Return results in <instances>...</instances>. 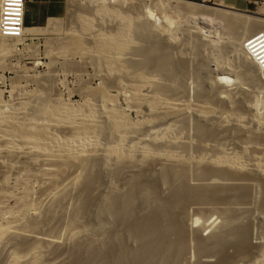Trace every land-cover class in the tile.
<instances>
[{
  "label": "bare ground",
  "instance_id": "6f19581e",
  "mask_svg": "<svg viewBox=\"0 0 264 264\" xmlns=\"http://www.w3.org/2000/svg\"><path fill=\"white\" fill-rule=\"evenodd\" d=\"M69 1L72 3L83 1L94 7L88 14H79L80 27L78 26V31L70 33L64 44L60 43L61 52H65L64 54L68 52V55L72 52L70 55L75 56L89 55V59L95 66L103 67L107 75L111 76L113 73L119 75L114 76V80L127 98L129 104L127 107L131 109L130 111L141 114L142 118L139 121L132 120L130 112L119 106L118 96L110 93L108 81L103 83L94 99L86 100L82 105L64 101L61 98L50 101L49 96L45 97L42 94L41 96L38 94L39 100L35 99L31 101V104L22 101L19 107L13 110L9 108L12 106L4 110L0 105V163L4 164L5 158L13 157L15 161L17 160L16 164L13 163L17 165L22 163L18 162V159L25 157L31 164L30 167L25 164L24 169L21 168L22 174L26 175L25 179L35 176L45 181L49 177L53 180L50 182H55L52 184V189H48L49 192L43 190L47 192L45 210H42L45 214H43L48 217L50 214L53 216L51 211L56 207L54 204L61 203L69 189L72 190V187L78 185L80 192L76 197L79 201L77 215L72 218L73 221L71 219L74 225L72 223L69 225L78 226L80 223H85L84 228H88L91 225L89 221H92L90 219H93L97 222L96 224L104 226L115 224L116 227L114 231V227L110 228L114 232L112 234L107 227L110 235L108 234L107 238L105 231V239H108L106 242L104 238L98 239L99 242L97 238V241H92L94 238L78 240V243L73 245V249L71 247L72 251L68 252L69 257L67 256L68 260L65 262L61 261L62 254L56 253L62 246L59 236L55 239L56 254L53 253V258H47L48 255L43 256L42 243L51 242L50 236L49 238H32L34 233L36 235L35 231L40 228L41 221L47 220V217H43L41 208H37L35 216L31 215L32 218H29V207H27L29 205L25 203L29 193L23 191V195L18 199L20 205H17L20 210L15 208L21 215L13 214L11 211L13 214L11 218L0 223V250L3 246L6 247L7 241L12 244L10 264H55L58 260V263L61 261L63 264H258L259 260L264 259V243L258 248L256 244V247L253 246V225L245 226L243 220L248 217L245 208L253 203L249 201L252 199L251 194L255 185L262 187V201L260 200L262 203L260 204L264 207V113H256V110L264 111L259 109L260 107L264 109V54L257 53V49L254 56L249 55V50L256 49L264 43V16L229 7L224 2L216 5L219 8H214L185 0H123V4L136 2L132 6L137 15L134 17L133 9L128 11L129 13L119 10L120 13L115 7L110 6L108 0ZM98 15L104 17L113 15L120 18L121 23L107 33L98 31L94 34L92 32L94 17ZM184 18H191V21L189 19L191 24L192 21L204 20L203 25L206 27L216 21L218 29L216 25L215 28L219 30L218 38L222 35L223 28H220L224 27L226 32L223 34L227 33L228 37L231 35L230 37L235 40L234 43L232 42L235 45L232 49L236 51L233 53L238 55H234V58L239 60L235 62L236 59H234L233 65L230 62V65L223 62V64H217L212 71L214 74H211L212 79L210 76H204L201 79L199 77L201 74L198 75L197 77L201 80L197 79L199 85L195 88H198L199 92L195 89L197 97L196 103L193 104H190V101L186 102L189 100L187 96H190V94L186 95L189 88L184 85L186 82H181L186 81V76L193 73L189 71L188 75L191 65L188 67L185 54L184 58L182 57L184 61L181 57H177L178 52L174 50L177 49L175 47L177 40L173 39L176 38L173 33L176 29L172 31L175 25L176 28H181L180 30L178 28L177 32L182 30L181 26L188 21ZM181 21L183 24L180 23ZM190 22H187V25ZM57 27H60V23L58 24L57 19L51 18L46 27H27L23 37L10 38L13 44L6 43L4 40L0 41V47L9 54L10 46L14 47L25 37L33 38L47 30L48 32L55 30ZM168 28H172L170 32L166 30ZM193 29H191L192 32H194ZM196 29L199 32L197 30L195 32L198 33L203 31L200 26ZM166 31L168 38L163 39L161 32ZM183 31L186 32L184 29ZM87 32L93 33L90 35V45L88 41L84 39L85 42H83L82 39ZM135 35L142 41L141 43H144V46L133 47L136 43L134 41L138 42L136 39L133 41L132 36ZM197 35H199L198 41L196 39L195 43L198 42V44L194 45L196 49L193 48L199 56L201 53L197 50H200L205 39L200 44L199 41L203 38H200L201 34ZM224 35L222 37H225ZM171 44L175 45L174 49ZM222 48L224 49V46ZM218 49H222L217 48V52L222 53L223 50L218 51ZM229 52L232 51L228 50V54ZM175 56L179 60L175 59ZM222 59L224 57L219 60ZM225 61L227 62L228 59ZM198 72L196 74H199ZM193 74L195 75V72ZM205 77L211 80H205L207 79ZM112 78L111 81H113ZM231 82L237 88H242L248 82L253 84L250 86L257 87L254 90L262 95V99L256 95H253L256 96L253 103L248 102V98L245 99L246 96L243 99H232L233 95H230L231 91L226 87ZM240 91L243 90L240 89ZM234 92L238 93L236 88ZM214 93V96L210 95ZM21 114L22 117H20ZM189 128L192 133L187 131ZM28 160L24 163L28 164ZM39 161H42L45 167L47 165L52 168L39 167L37 164L40 163ZM57 163L60 164V168L57 167ZM70 163L78 164L77 168H74L75 173L66 180L61 178L60 180L57 170ZM35 165H38L37 169H26ZM192 165L194 170L191 168ZM65 167L64 171H66ZM18 170L16 174L21 171L18 172ZM124 173H126V182H124L126 184L122 190H112L115 184L111 183L112 191L107 190L109 194L104 195L105 191L97 196L98 198L92 196L97 184L103 182L107 175L114 179V177L124 176ZM9 176H4L5 180H8ZM105 181L106 178L104 184ZM111 185H113L112 188ZM3 191L2 189L1 192ZM41 194L42 192L39 195ZM254 205L249 209H253ZM52 206L53 209H51ZM207 207L213 209L212 215H218V219L214 218L210 225L205 227L208 220V217H205L206 220H203L205 223L201 222L203 228L200 226L202 214L200 216L196 214V216L191 215V212L202 213L205 210L206 213L209 210L208 208L206 211ZM4 211L0 210L1 217ZM261 216L264 217V215ZM82 224H80L81 227ZM198 224L201 227L199 229L203 228L205 232L210 231H207L206 235L201 234L202 230L198 232L196 228ZM59 225L58 223V227ZM71 228L72 226L67 228L65 238L68 237V240L73 241L80 231L74 230V227ZM258 235L264 237V235ZM61 240L63 241L62 238Z\"/></svg>",
  "mask_w": 264,
  "mask_h": 264
},
{
  "label": "rangeland",
  "instance_id": "374dc122",
  "mask_svg": "<svg viewBox=\"0 0 264 264\" xmlns=\"http://www.w3.org/2000/svg\"><path fill=\"white\" fill-rule=\"evenodd\" d=\"M109 2H110V6H113V7H115L118 11L120 10L121 12H125V13H127L128 11L130 12V10H132L133 8H132V6H134V4L136 3H132V2H130L129 4L127 3V4H123V0H108ZM185 1H190V2H194V3H197V4H201V5H205V6H209V7H214V8H219L218 6H216V5H219V4H223V2L225 3V5H227V6H229V7H233V8H235V9H238V10H245V11H249V12H251V13H253V14H259V15H261V16H264V0H185ZM81 2H83V1H81ZM80 1H78V3H72V1H69V0H61L60 1V3H59V5H58V8L55 10V12H54V16L56 17V19H57V21H58V24L60 23V27L58 28H56L55 30H50L49 32H51V33H49L48 32V30L47 31H45V33L43 32V33H41L40 35H38V36H36V37H29V36H27V37H25L24 38V40H22V41H20L19 43H17L14 47L12 46H10V48L8 49V51H9V54H8V52L5 50H3V48H1L0 47V105H1V107L2 108H4V110L6 109V108H8V106H12V107H9V108H11L10 110H13V108L14 109H16V108H18L19 107V103L20 102H22V101H27L29 104H31V101H35V99L37 100H39V98H38V96L40 95L41 96V94L44 96L45 95V97H50V101H54V100H56L57 98H61V99H63L64 101H70V102H73V103H76L77 105H82L84 102H86V100L88 101L89 99H94L95 98V94L102 88V86H103V83L106 81V83H107V81H108V84H110L109 85V91H110V93L112 94V95H115V96H118V104H119V106L121 107V108H123V109H125V110H127V111H129L130 112V117H132L131 119L132 120H134V121H139V120H141V118H142V116H141V114L139 115V114H136V112L135 111H130L131 109H129V107H127L129 104H128V102H127V98H125L126 96H124L122 93H123V91H120L119 90V88H118V86H117V84L115 83V77H117V76H119V75H115V73H113V74H111V76H109V75H107L106 74V71H105V69L103 68V67H99V66H95V64H94V62L91 60V59H89V55L87 56H85V55H83V56H79V55H73V54H71L70 55V53H72V52H70L69 53V55H68V52H67V54H64L65 52H61V46L62 45H60V43L61 44H64L63 42H66L67 41V39H68V37L71 35L70 33H73V31H78V29H79V27H80V18H79V14H88L89 12H90V10L92 9V7H94V6H92L91 4H87L86 2H83V3H81ZM174 3V2H173ZM77 4V5H76ZM80 4V5H79ZM131 4H133V5H131ZM73 5V6H72ZM82 6V7H81ZM137 6V5H136ZM89 10V11H88ZM119 11V12H120ZM120 12V13H121ZM128 12V13H129ZM132 12L134 13V17H136L137 15L135 14V10L133 9L132 10ZM124 14V13H123ZM132 14V13H131ZM78 15V16H77ZM143 15V14H142ZM205 16V15H204ZM99 17V18H98ZM98 17L97 16H95L94 17V30L92 31L93 33L94 32H98V31H105L106 33L107 32H109V31H111V30H114L120 23H121V19L120 18H116L115 16H113V15H108V17H107V15L104 17V16H99L98 15ZM206 17V16H205ZM78 18H79V20H78ZM115 18V19H114ZM207 18V17H206ZM185 19V18H184ZM183 19V20H184ZM186 19L188 20V21H186ZM185 19V24H184V26L182 25L183 24V22L181 21L180 23H182L181 25H179V26H181V27H183L182 28V30L179 32H177V29L179 28V27H177L176 28V25L174 26V29H172V28H168V29H166L167 31H169L170 29H172V31H174L175 29H176V32H173L174 33V36H176V38H173V39H175L174 41H176L177 42V44H176V46L174 45V44H171V46L173 47V49L176 47L177 49H174V50H176L178 53H176V54H178V58H180L181 57V60H183L182 59V57H183V55H184V57H185V60L186 61H188V67H189V65H191L190 66V69L188 70V75H189V71H191V72H195V75L193 74V73H191L188 77L186 76V78L188 79H186V78H183L184 80L186 79V81H181V82H186L184 85H187V87L189 88H185L187 91V94L186 95H189L190 94V96H187V97H189V100H186V102L188 101H190L189 103L190 104H193V103H196V97H197V95H196V91H198L199 92V90H197L198 88H195V87H198V80H201L202 78H204V76H210V78H211V74L212 75H214L213 74V70H215L214 68H216L215 66L217 65V64H223V63H228L229 64V62H230V64H234L238 59L237 58H234V53L236 52L235 50H233L232 48H234V42H235V40L234 39H232L230 36L231 35H229V37L232 39V41H231V39L225 34H223V33H225L226 31H225V28L224 27H221L220 29H224V31H223V29L221 30V32H222V35H224L225 37H222V35H220L222 38H220V36H219V38H218V35H217V31L219 32V30H217L218 29V23L216 22V21H214L213 23H214V25H213V23L210 25V26H208V27H206V25H203L204 23H205V21L204 20H200V21H192V24H191V18H186ZM189 19H190V21H189ZM117 20H119V21H117ZM192 20H194V19H192ZM116 21V22H115ZM187 22H190V27H192L191 25H193V27L192 28H190V27H188L189 25H187ZM196 22H197V24H196ZM48 23V22H47ZM196 24L195 26L196 27H201V28H203V31H202V33L200 32V33H198L199 31L196 29V27L194 26V24ZM198 23H200V24H198ZM217 27H216V26ZM47 26V24L46 25H44V26H41V27H46ZM79 26V27H78ZM190 28V30L191 29H193L194 27H195V31L197 30L198 32H195L194 31V29H193V31L195 32H192V30H191V32H192V34H191V32H190V30H188V28ZM203 26V27H202ZM213 26H214V28H213ZM113 27V28H112ZM205 27V28H204ZM217 29H216V28ZM220 27V26H219ZM26 28V27H25ZM186 28V29H185ZM212 28L215 30V32L212 30ZM110 29V30H109ZM181 28H179L178 30H180ZM183 29L186 31V32H184L183 31ZM211 29V30H210ZM209 30V31H208ZM58 31H60V32H58ZM71 31V32H70ZM161 32V37L163 38V39H165V38H168L167 37V33L168 32ZM171 31V30H170ZM169 31V32H170ZM188 31H189V34H188ZM204 31H206V32H204ZM212 31V32H211ZM92 32H87V34H84L83 35V37H82V39H83V42H87V43H89V45H90V40H91V34H93ZM209 32H211V33H209ZM220 32V33H221ZM89 33V34H88ZM166 33V34H165ZM172 33V34H173ZM176 33V34H175ZM181 33V34H180ZM185 33V34H184ZM195 35H194V34ZM201 34L200 35V38H203V39H201L200 40V38H199V42H200V44H202L203 42V44L201 45L202 47V50H201V48H199L200 50H197V51H199L200 53H198V55L199 56H197V53H196V51L194 50V48L197 46L196 44H198V42H196L195 43V41H196V39H197V41H198V37L197 36H199V35H197V34ZM206 34V36H205V34ZM213 33V34H212ZM95 34V33H94ZM179 34V35H178ZM184 34V35H183ZM211 34V35H210ZM42 35V36H41ZM86 35H89V36H87L86 37ZM169 36L171 35V33L170 34H168ZM182 37H181V36ZM191 36V37H190ZM202 36V37H201ZM217 38H216V37ZM227 36V37H226ZM66 37V38H65ZM86 37V38H85ZM90 39H89V38ZM134 37V38H133ZM137 35H135V36H132V38H133V41L136 39V40H138L137 39ZM187 37V38H186ZM88 38V39H87ZM179 38V39H178ZM183 38V39H182ZM229 38V39H228ZM2 39V40H1ZM84 39H85V41H84ZM87 39V40H86ZM205 39V41H203ZM209 40V41H206V40ZM212 41H211V40ZM5 41L6 43L8 42V43H12L11 42V40L10 39H6V38H1L0 37V41ZM221 40H223V41H221ZM230 40V41H229ZM234 40V41H233ZM173 41V40H172ZM173 41V42H174ZM192 41V42H191ZM203 41V42H202ZM215 41V42H214ZM226 41V42H225ZM228 41V42H227ZM136 42V43H135ZM142 41H140V40H138V42L137 41H134V43L135 44H133V47L135 48V47H139V45H140V47L141 46H144V43H141ZM173 42H171V43H173ZM176 42H174V43H176ZM187 42V43H186ZM189 42V43H188ZM195 44H194V43ZM205 42H207V43H205ZM229 42H231V43H229ZM233 42V43H232ZM86 43V44H87ZM139 43V44H138ZM223 43V44H222ZM228 43V44H227ZM13 44V43H12ZM231 44V45H230ZM89 45H87V46H89ZM135 45V46H134ZM187 45V46H186ZM194 45H196V46H194ZM217 45V46H216ZM225 45H227V47L225 46ZM175 46V47H174ZM224 46V49H228L229 47H230V49H228L229 51H232V52H229V54H228V50H224L222 47ZM229 46V47H228ZM233 46V47H232ZM194 47V48H193ZM218 47H220L223 51H225V53L222 51V50H220V49H218V51L220 50V51H222V53H218L217 52V48ZM184 48V49H183ZM186 48V49H185ZM188 48V49H187ZM196 49V48H195ZM232 49V50H231ZM258 49V50H257ZM173 50V51H174ZM189 50V51H188ZM256 50H257V53H260L261 52V54H264V43L263 44H260L259 46H257V48L256 49H252V50H249V55L250 56H254V52H256ZM182 51V52H181ZM192 51V52H191ZM175 52V51H174ZM189 52V53H188ZM234 52V53H233ZM4 53H5V55H4ZM230 53H233V54H230ZM64 55H66V56H64ZM197 57H199V58H197ZM195 56V57H194ZM235 56H238L237 55V53H236V55ZM183 57V58H184ZM192 57V58H191ZM224 57V59H222V60H219V59H221V58H223ZM229 57V58H228ZM88 58V59H87ZM178 58H176V56H175V59H178ZM191 58V59H190ZM194 58H195V60H194ZM197 58V59H196ZM201 58V59H200ZM206 58V59H205ZM199 59V60H198ZM204 59V60H203ZM212 59V60H211ZM228 59V61L226 62L225 60H227ZM234 59H236V60H234ZM179 60V59H178ZM203 61V62H201V61ZM215 60V61H214ZM217 60H219V62L217 61ZM230 60V61H229ZM233 60L235 61V62H233ZM184 61V60H183ZM185 61V62H186ZM199 61V62H198ZM231 61L233 62V63H231ZM90 62H92V63H90ZM192 62V63H191ZM223 62V63H222ZM237 62H239V60L237 61ZM190 63V64H189ZM199 63V64H198ZM203 63V64H202ZM209 63V64H208ZM92 64V65H91ZM227 64V65H228ZM229 64V65H230ZM237 64V63H236ZM94 65V66H93ZM198 65H200L199 67H198ZM202 65H204V66H202ZM193 66H195V67H193ZM235 66V65H234ZM207 67V68H206ZM200 68V69H199ZM193 69V70H192ZM195 69V70H194ZM198 69V70H197ZM202 70V71H201ZM199 71V72H198ZM199 73V74H196V73ZM203 72H205L204 74H202ZM117 74V73H116ZM201 74V75H200ZM113 75V76H112ZM198 75H200L199 77L201 78H198L197 76ZM105 76H107V77H105ZM115 76V77H114ZM191 76V77H190ZM197 78H196V77ZM110 77V78H109ZM113 77V78H112ZM196 78V79H194V78ZM111 78H112V80L113 81H111ZM205 78H207V77H205ZM205 79V80H211V79ZM105 79V80H104ZM107 79V80H106ZM198 79V80H197ZM204 80V79H203ZM204 80V81H205ZM111 82V83H110ZM125 82H126V80H125ZM125 82L123 81V84H125ZM188 82V83H187ZM191 82V83H190ZM198 82V83H197ZM114 83L116 84L115 86H114ZM127 83V82H126ZM196 83V84H195ZM112 84V85H111ZM250 84L251 83H247V84H245V85H243V87L242 88H237L234 84H232V82L229 84V86H226L227 87V89H229L231 92H230V95H233V96H231L232 97V99H236V100H238V99H243L245 96V99H247L248 100V102H252L253 103V99L255 100V97L256 96H259L260 97V99H262V95H259L258 93H257V91L256 90H254V89H256L257 87H254V88H252L251 86H253V84H251V86H250ZM194 85V86H193ZM197 85V86H196ZM191 88H190V87ZM235 86V87H234ZM47 87V88H46ZM118 88V89H117ZM235 88H236V91L238 92V90L240 91V89L241 90H243V91H240V92H238V93H236V92H234V90H235ZM246 88H247V90H246ZM195 89H196V91H195ZM200 89V88H199ZM204 89L205 90H207L205 87H204ZM228 90V91H229ZM246 90V91H245ZM208 91H210V92H212L210 89H208ZM233 91V92H232ZM190 92V93H189ZM198 92H197V94H198ZM244 92H246V94H248V96L244 93ZM120 93V94H119ZM193 93H195V94H193ZM209 93V92H208ZM232 93V94H231ZM236 93V94H235ZM256 93V94H255ZM39 94V95H38ZM235 94V95H234ZM195 95V96H194ZM211 96H214L215 95V93L212 95V94H210ZM241 95V96H240ZM253 95H256V96H253ZM31 96V97H30ZM60 96V97H59ZM237 96V97H236ZM240 96V97H239ZM28 97H30V98H28ZM120 97V98H119ZM186 96H185V98H187ZM249 97H250V100H249ZM192 98V99H191ZM188 99V98H187ZM193 99H195V100H193ZM246 100V101H247ZM184 101H185V99H184ZM195 101V102H194ZM3 102V103H2ZM126 102H127V105H126ZM187 102V103H188ZM18 104V105H17ZM8 108V109H9ZM253 107H252V111H253ZM256 109V108H255ZM260 110L262 109V111L264 110L262 107H260L259 108ZM7 111V110H6ZM9 111V110H8ZM258 110H256V113H258V114H261V113H264V111L263 112H260V111H258ZM253 113H255V111H253ZM256 113L254 114V115H256ZM23 115L21 114L20 115V117H22ZM192 119H193V117H192ZM192 123H193V121H192ZM191 128H189L187 131H189L190 133H192V130H190ZM186 133H188V132H186ZM9 157H7V158H5L4 160H5V162L6 163H4V164H1L0 163V206H1V208H0V210L2 209L3 211H4V209H5V211L3 212L4 214L2 215L3 217H1L0 216V223L2 224V223H4L6 220H9L10 218H11V216L15 213V214H18V215H21L20 214V212H18L19 210H20V207L19 206H17V205H20L19 204V198H20V196L21 195H23V191H26V192H28L29 193V197L27 196V198H25V201H27V202H25L27 205H29V206H27V207H29V210H28V212H29V214H30V212H31V214L29 215L28 214V216H29V218H32V216H35V214H36V209L38 208H41V211L43 210H45V203H46V199H47V197H46V193L47 192H49L52 188V184H54L53 182H50V180H51V178H47L45 181H43L44 179H41L40 177L38 178V177H35V176H29V178H31V177H35V178H31V179H29V178H27L26 177V179H25V176L26 175H24V173L22 174V169H24V167L25 166H29L30 167V162H29V160L26 158L25 159V157L23 158H20V159H18L19 161L18 162H22L23 163V165H22V163L20 164V163H17V165L19 166V167H17V165H15L16 164V161L13 159V157L12 158H9ZM14 158H16V157H14ZM12 160V161H11ZM26 160H28V164L27 163H24ZM12 163H11V162ZM13 162H15V164L13 163ZM27 162V161H26ZM40 163H42V161H39ZM7 163H10V164H7ZM40 163H37L38 165H39V167H44V168H46V167H48L49 169H51L52 167H50V166H47L46 165V167H45V165L42 163L41 165H44V166H41L40 165ZM26 164V165H25ZM15 167H17V168H15ZM22 165V166H21ZM25 165V166H24ZM37 165V166H38ZM54 165V164H53ZM56 165H58L57 167L58 168H60V164H56ZM70 165H71V163H70ZM70 165H66V167H65V165H63L65 168H66V171H64V167H61L62 169H60V170H57V171H59L58 172V175H60V176H58L59 177V179L61 178L62 180H66L68 177H72V175L75 173V169L74 168H77V163L75 164L74 163V165H73V163H72V165L71 166H73V167H71ZM6 166H9V167H6ZM24 166V167H23ZM36 166V165H35ZM31 167V168H26V169H37V166L36 167ZM62 166V165H61ZM68 166H70V167H68ZM11 167V168H10ZM56 167V168H57ZM22 168V169H21ZM48 168H46V169H48ZM55 168V167H54ZM54 168H53V170H54ZM55 168V169H56ZM67 168H69L68 170H67ZM191 168H193V170H194V167H193V165L191 166ZM7 169V170H6ZM9 169H11V171L9 170ZM14 169V170H13ZM18 169H20V170H18ZM17 170H18V172L20 171V173H18V174H16L15 172H17ZM5 171V172H4ZM10 171V172H9ZM9 172V173H8ZM61 172V173H60ZM64 173V175H62L63 173ZM8 174H12L11 176H9ZM15 174V175H14ZM20 174V175H19ZM126 173H124V176H120L119 178L118 177H114V179L115 178H118V179H113V177H111V176H109V175H107V177L109 176V178H107V177H105L106 178V183L104 184L103 182H104V180H105V178H104V180H103V182H101V183H99V184H97V186H96V188L94 189V192L92 193V194H94V195H92L93 197L95 196V198L97 197V196H100L101 194H103L105 191V194L104 195H106V194H109V193H107V190H109V191H112V190H115V189H120V190H122L124 187L123 186H125V184L126 183H124V182H126V175H125ZM6 176H9L10 178V180L8 179V180H5V177ZM21 175H23V176H21ZM69 175V176H68ZM71 175V176H70ZM12 176H14V177H12ZM18 178H17V177ZM66 178H65V177ZM64 177V178H63ZM123 178V180H120V179H122ZM14 178V179H13ZM20 178H22V179H20ZM110 178H111V180H110ZM24 179V180H23ZM60 179V180H61ZM125 179V180H124ZM3 180H4V182H3ZM28 180V181H27ZM108 180V181H107ZM114 180V181H113ZM24 183H23V182ZM51 181H53V180H51ZM109 181H111L110 183H109ZM7 182V183H6ZM40 184H39V183ZM48 183V185H47V183ZM19 183H23L22 185L21 184H19ZM103 183V184H102ZM111 183H113V185L115 184V186L113 187V185H111V188L113 187L114 189H110V184ZM4 184V186H2V185ZM46 184V185H45ZM101 184V185H100ZM109 184V186H107ZM9 185V187H7ZM17 185V186H16ZM19 185H20V187H19ZM29 185V186H28ZM50 185V186H49ZM3 188H2V187ZM15 188H14V187ZM40 186H42V187H40ZM47 186V187H46ZM78 185H76V186H74V187H72L71 189L72 190H70L69 189V191L67 192L68 194H66L65 195V198H63L62 199V201H61V203H55L54 205L56 206L55 208L52 206L51 207V209H55V211H54V209L51 211V213H52V215L53 216H51V214L49 215V217L47 216V215H44L45 213L42 211V213H41V215H43V217L45 216V218L47 217V220H48V218H49V220L47 221V220H43V221H41L42 222V224H40L39 225V227L41 228H39V229H37V231H35L36 232V235H35V233H34V235H33V237L32 238H42V237H45V238H49V236H50V238H51V242H43L42 243V252H43V256H47V258H53L54 256V254H56V253H60V254H62L61 255V257L62 258H64V259H62L61 258V261H63V262H65V261H67L68 260V257H69V253L68 252H70V251H72V249H73V245H75L76 243H78V240L80 241V240H84V239H91L92 241H97L98 239H101V238H104L105 239V234L106 235H108L110 232H111V234L112 233H114L113 231L114 230H116V227H115V224H114V226H112L113 224H109V226L108 225H102V224H100L99 225V223L98 224H96L97 222L96 221H94L93 219H90V220H92V221H89L90 223H91V225H90V223H89V225L90 226H88V228L86 227V228H84L85 226H83V224L85 225V223H80V224H82V227H81V225H80V227H79V225L77 226V225H75L76 226V228H75V226H73L74 224L71 222V219L72 218H74L76 215H77V209H78V204L77 203H79V201H78V198H76V197H78L77 195H79V192H80V187L78 186ZM102 186V187H101ZM261 186V185H260ZM260 186H258L257 187V185H255V187H256V189H254L255 187H253V190L255 191H253L252 189V192H253V194L255 193V195H253V194H251V196H252V199L249 201L250 203H252V204H249L251 207H248L247 206V208H245L247 211L246 212H248V217H246L244 220H243V223H245L244 225L245 226H249L250 224H252L253 226V228H252V230H254L253 231V234H252V237H254V238H252V244H253V246L254 247H256L257 246V248H258V246H260V244H262V243H264V241H262V240H264V239H261V238H264V237H260L258 234H260L261 236H263L264 234V228H262V227H264L263 225H264V217L263 216H261V215H264V209H262V208H264V207H262L263 205H261L260 203H262L261 201H262V187H260ZM76 187H77V189H76ZM116 187H118V188H116ZM123 187V188H122ZM12 188V189H11ZM252 188V187H251ZM2 189L4 190L3 192H1L2 191ZM8 189V190H7ZM17 189H19L18 191H17ZM30 189V190H29ZM41 189H42V191H41ZM48 189H50L49 191H48ZM11 190V191H10ZM28 190V191H27ZM46 190L47 192H44V191ZM251 190H250V192H251ZM262 190V191H261ZM10 191V192H9ZM73 191V192H72ZM261 191V192H260ZM5 192V193H4ZM14 192V193H13ZM42 192V194H43V196H42V194L41 195H39L40 193ZM13 193V194H12ZM17 193V194H16ZM19 193V194H18ZM21 193V194H20ZM33 193V194H32ZM72 193V194H71ZM100 193V194H99ZM257 193V194H256ZM5 194V195H4ZM6 194H7V196H6ZM13 195V196H11V195ZM257 195H258V197H257ZM10 196V197H9ZM17 196V197H16ZM72 197V199H71V197ZM253 196H254V198H256V199H254L253 198ZM261 196V197H260ZM32 197V198H31ZM41 197V198H40ZM9 198H12V199H10L9 200ZM39 198V199H38ZM98 198V197H97ZM4 199V200H3ZM37 199V200H36ZM67 200V201H66ZM254 200V201H253ZM261 200V201H260ZM8 201H9V203H8ZM34 203H33V202ZM38 201H40V202H38ZM65 201V202H64ZM35 202H37V203H35ZM60 202V201H59ZM76 202V203H75ZM256 202V203H255ZM69 203V204H68ZM254 203H255V205H254ZM7 204V205H6ZM24 204V203H23ZM41 205V206H39V205ZM57 204H59V205H57ZM61 204V205H60ZM25 205V204H24ZM35 205H37V206H35ZM252 205H254L253 206V209H249V208H252ZM257 205V207H255ZM42 206H43V208H42ZM57 206H58V208H57ZM65 206V207H64ZM77 207V208H76ZM259 207V208H258ZM7 208V209H6ZM19 209V210H16V209ZM147 208V207H146ZM208 208L209 207H207V209H206V211L208 210ZM9 209H11L10 211H8ZM65 209V210H64ZM244 209V210H245ZM256 209V210H255ZM262 209V210H261ZM34 210V211H33ZM92 210H94V209H92ZM143 210V209H142ZM211 212H210V211ZM209 210L205 213L204 211L202 212V213H197V212H191V215H199L200 216V214H202L201 215V217H203V219L202 220H200V223L203 221V220H206V218L209 220H206V223L203 221V224L205 223V227H208L207 225H210V222L211 221H213L214 220V218L216 219H218V215H216V214H214V215H212V211H213V209L212 208H209ZM248 210H250L251 212H249ZM7 211V212H6ZM11 211H12V213H11ZM14 211V212H13ZM61 211V212H60ZM63 211V212H62ZM74 211V212H73ZM259 211V212H258ZM262 211V212H261ZM9 212V213H8ZM27 212V213H28ZM145 211H143V213H144ZM6 213V214H5ZM44 213V214H43ZM55 215H54V214ZM67 213V214H66ZM76 213V214H75ZM141 213H142V211H141ZM194 213V214H193ZM204 213V214H203ZM213 216H211L210 214ZM66 214V215H65ZM72 214V215H71ZM75 214V215H74ZM207 214V215H206ZM32 215V216H31ZM196 215V216H197ZM55 216H58V217H56L55 218ZM212 218H211V217ZM215 216V217H214ZM51 217H52V220H51ZM63 217V218H62ZM195 217V216H194ZM206 217V218H205ZM6 218V219H5ZM44 218V219H45ZM211 218V219H210ZM250 218V219H249ZM54 219V220H53ZM246 219H248V220H246ZM41 220H42V217H41ZM56 220V221H55ZM54 221V222H53ZM72 221H73V219H72ZM84 221V220H83ZM95 222V224H94V222ZM45 222V223H44ZM61 225H59V227H58V223ZM62 222V223H61ZM85 222V221H84ZM209 222V223H208ZM217 222H218V220H217ZM219 222H220V219H219ZM261 222H263V223H261ZM63 223H64V225H63ZM73 224V225H69V224ZM86 223H87V220H86ZM208 223V224H207ZM53 224H54V226H53ZM56 224V225H55ZM93 224V225H92ZM203 224L201 223L200 224V226L201 227H203L204 228V226H203ZM246 224H249V225H246ZM259 224H261V225H259ZM69 225V226H68ZM99 225V226H98ZM258 225V226H257ZM56 226V227H55ZM70 226H72V228L74 227V230L76 229V230H78V231H80V233H81V235H80V233H79V235L76 237V238H74L73 239V241H70V240H68V237H67V239L65 238L66 237V235L67 234H65L66 233V230H67V228L68 227H70ZM86 226H87V224H86ZM93 226V227H92ZM98 226V227H97ZM103 226H104V229H102L103 228ZM198 227H196V228H198V232H200L199 230H202V229H199V224L197 225ZM54 227V229H52ZM107 227L109 228V230H110V232H109V230L107 231ZM113 228V231H112V229H110V228ZM200 227V228H201ZM56 228V229H55ZM61 228V229H60ZM71 228V229H72ZM77 228H79V229H77ZM81 228H84V229H82L81 230ZM101 228V229H100ZM106 228V229H105ZM196 228H195V230H196ZM63 229V230H62ZM96 229V230H95ZM98 229V230H97ZM63 231V232H62ZM83 231V232H82ZM105 231H106V233H105ZM208 231V230H207ZM205 232V230L203 231L202 230V233L201 234H203V233H205V235H206V233H208V232ZM109 232V233H108ZM257 232V233H256ZM39 233V234H38ZM263 235H262V234ZM44 235H46V236H44ZM110 235V234H109ZM109 235L107 236V238L109 237ZM60 236V237H59ZM101 236V237H100ZM102 236H104V237H102ZM258 236V237H257ZM59 237V240L62 242V246L61 247H59V249H58V251H56V253L54 252V249L56 248V242H55V239L56 238H58ZM64 237V238H63ZM61 238L63 239V241L61 240ZM82 238V239H81ZM96 238H97V240H96ZM106 238V239H107ZM258 238H260V240H258ZM67 240V241H65V240ZM77 239V240H76ZM104 239H103V241H104ZM106 239H105V242H106ZM102 240V239H101ZM108 240V239H107ZM256 240V241H255ZM65 241V242H64ZM70 241V242H69ZM77 241V242H76ZM100 240H98L97 242H99ZM262 241V242H261ZM29 242V241H28ZM66 243V244H65ZM74 243V244H73ZM6 245V247H2V252H3V254H2V252H0L1 253V255L4 257V259H3V257L0 255V262H1V264H10V262H12V257H11V253H12V251H13V249H12V247H10L12 244H11V242H9L8 243V241L5 243ZM61 244V243H60ZM64 244V245H63ZM255 244H256V246H255ZM9 246V248H8V246ZM60 246V245H59ZM252 246V247H253ZM71 247H72V249H71ZM5 248V249H4ZM0 250V251H1ZM7 250V251H6ZM9 250V251H8ZM67 250V251H66ZM10 251H11V253H10ZM64 251V252H63ZM54 253V254H53ZM263 253H264V251H263ZM11 254V255H10ZM10 255V256H9ZM68 256V257H67ZM11 257V258H10ZM67 257V258H66ZM9 258V259H8ZM8 260V262H7V260ZM28 259V258H27ZM30 259V258H29ZM5 260V261H4ZM262 260H264L263 258H262ZM260 261L259 260V263L258 264H262L264 261ZM61 261H60V263H58L59 262V260H58V262H56L55 264H63V263H61ZM5 262V263H4ZM12 264V263H11Z\"/></svg>",
  "mask_w": 264,
  "mask_h": 264
},
{
  "label": "built area",
  "instance_id": "2783aa9c",
  "mask_svg": "<svg viewBox=\"0 0 264 264\" xmlns=\"http://www.w3.org/2000/svg\"><path fill=\"white\" fill-rule=\"evenodd\" d=\"M28 0H0V36L21 38L25 31V13Z\"/></svg>",
  "mask_w": 264,
  "mask_h": 264
},
{
  "label": "crops",
  "instance_id": "0c3cea01",
  "mask_svg": "<svg viewBox=\"0 0 264 264\" xmlns=\"http://www.w3.org/2000/svg\"><path fill=\"white\" fill-rule=\"evenodd\" d=\"M61 0H28L26 4L25 26L42 28L49 19L55 18L54 12Z\"/></svg>",
  "mask_w": 264,
  "mask_h": 264
}]
</instances>
